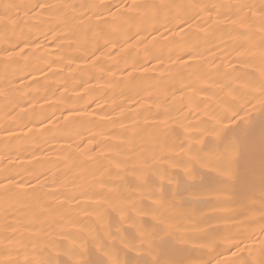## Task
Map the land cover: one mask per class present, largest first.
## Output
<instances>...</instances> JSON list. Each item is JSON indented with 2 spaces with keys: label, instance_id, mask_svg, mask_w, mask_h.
I'll list each match as a JSON object with an SVG mask.
<instances>
[{
  "label": "snow or ice",
  "instance_id": "1",
  "mask_svg": "<svg viewBox=\"0 0 264 264\" xmlns=\"http://www.w3.org/2000/svg\"><path fill=\"white\" fill-rule=\"evenodd\" d=\"M28 8L29 11H39L38 17L47 16L51 21L56 22V26L63 25L67 28V36L75 41L81 39V34L86 38L88 33L94 29H100L103 33V25L115 24L116 19L108 20L106 16L125 19L132 14L152 18L163 19L168 25L167 29L171 34L174 30L175 37L172 43L181 44L178 50L172 49L169 55H176L178 60L184 56L195 57L200 63H208L207 57L199 50V45L187 46L184 34L185 29L191 30L193 23L204 26L207 33L216 31L236 33L241 41L236 47H244V43L249 44V48L258 49L257 52L248 54L238 53V62L246 64L249 71H241L238 67H233L230 72L225 73L228 77L218 90H213L212 99L209 101V109L206 112L208 119L199 120L195 123L182 124L184 139H179L177 129H167L173 137L169 143L166 137L163 142L154 145L144 143L137 145L136 137L140 135V125L132 124L134 129L131 135L124 130L127 137L125 143L130 148L125 152L119 144L112 145L109 140L97 141V134L86 137L89 143H96L97 147L108 145L120 149L115 156L100 152L93 156V159L101 161L100 167L88 172L92 185L100 184V191L93 189L92 194L102 196L101 203L96 205H84L90 207L92 213L96 214V219L87 221L79 217L72 216L67 222L61 217L57 219L53 215L64 204L53 205L46 197L56 198L64 196L65 201L76 200V196H68V186L72 185L73 192L81 195L87 194L82 191L85 174L77 173L74 169L80 167L77 163L78 156H84L92 149L81 150L80 143L76 142L72 135L65 137L73 140L67 146L66 160L71 161L66 169L56 172L51 177V183L55 185L53 191L44 192L43 189L49 186V178L44 177L41 182L40 173L33 176L37 181V186L24 189L25 180L17 179L18 172L12 171L11 164H5L15 149L13 141L20 139L18 135L11 131L12 124L15 123L14 114L19 107L18 93L20 87L15 84L17 79H22L11 75L8 68L14 61L11 57L13 52L7 47L0 48V65L5 71L0 77V100L4 101L3 115L0 116V201L8 204L9 201L24 202V206L16 211L21 213L19 219L9 222L10 215L7 208L4 210V219L0 221V254L6 258L0 259V264H264V0H239L237 3H205L202 0H193L192 3H176L175 0H133V3L114 4L98 3L96 0H38L37 4L19 5L6 3L0 5V27L5 32L9 28L12 18V9ZM115 9V11H113ZM18 14V13H17ZM195 18V21H194ZM176 21V23H173ZM259 34V40L253 38ZM64 37L54 35V40H61ZM31 43H35L32 41ZM115 43L113 47L115 48ZM18 47V45H17ZM59 47H63L60 45ZM236 48L233 49L235 51ZM36 51H39L37 46ZM88 53L95 58V52ZM208 51V49H204ZM87 52V48H85ZM88 55L82 57L87 60ZM188 66L182 63L181 67ZM133 68L135 66L133 65ZM219 71V69H216ZM123 71L127 72L125 67ZM30 75V73H29ZM236 81L237 83H233ZM37 83V81H33ZM186 87L193 89L188 95V101L198 92H207L209 89L199 87L195 83H189ZM151 99V96L148 97ZM91 104H95L93 99ZM136 103H140L139 100ZM203 103L202 101L197 103ZM12 105L10 108L9 105ZM90 104L84 105L89 108ZM115 107H121L120 104ZM99 111H104L103 106H98ZM115 109L113 108L112 111ZM67 112L64 120L65 126L84 123L81 114L74 108H65ZM151 114V110L148 109ZM43 114L41 119L35 118L33 109V119L29 123L39 124L42 132H51L53 121L57 118L52 113ZM84 115H94L86 112ZM153 115L159 117L167 115L166 111H157ZM120 120L128 119V116L121 115ZM48 121L45 125L44 121ZM230 122V127L224 124ZM107 123H118L119 120L108 118ZM257 122L259 123V184L254 183L252 177L256 172V151L257 143L250 141L252 133L255 131ZM89 124L104 123V121H88ZM145 127L159 128L160 124L145 125ZM63 129H57L62 131ZM31 132V130H29ZM231 133V135H229ZM74 135H79L76 131ZM55 138V137H53ZM75 146V152L73 151ZM130 153V154H128ZM150 153V154H149ZM247 160V178L239 166L241 158ZM104 161L109 162V166L104 170ZM88 163V161H82ZM116 169H122L124 173H139L132 187L142 189L141 201L138 204L133 198L134 194H126L123 190L124 178L120 182L105 179V175H113L112 164ZM131 166V167H130ZM172 169H183V178L178 179L172 174ZM99 173V175H97ZM115 175L119 176L117 171ZM160 178L157 183L156 178ZM167 180L165 184L164 181ZM109 184H117L115 190L105 192L104 189ZM31 192L34 197H30ZM151 198V202L144 203L145 198ZM195 197L196 199H191ZM198 203L209 209V213L204 214L198 223L208 224L209 227L203 231H190L191 225L184 223L185 214L180 211L185 205ZM81 207L80 203L76 204ZM31 220L23 222L28 214ZM89 213V217L91 214ZM218 213V214H217ZM50 216V220L41 221V217ZM151 215L150 226H143L145 217ZM119 217V219H117ZM216 220L223 222V228L212 227L209 223ZM130 222L129 228H123V223ZM65 223L69 225L65 229ZM41 226L34 235L28 237L33 242L32 251L35 258L19 259L22 250L27 251L24 245V236L17 237L18 228H36ZM44 224H47L45 229ZM115 227V232L112 229ZM135 229L139 235L132 231ZM123 233H126L123 234ZM60 236L63 239L57 240ZM111 238V242L110 239ZM253 241L251 244H244V241ZM117 241L123 246H117ZM138 241V242H137ZM190 241H201L202 248L214 249L218 242L228 245L225 251L232 252L233 259L228 261L216 260L212 251L207 253V259L192 261L187 258L192 251L188 247ZM244 245L241 247V245ZM235 248L236 251H232ZM125 251V258H121L120 251ZM248 252V258H241V254ZM15 252L16 258L12 257ZM134 253V254H131ZM131 254V255H130Z\"/></svg>",
  "mask_w": 264,
  "mask_h": 264
},
{
  "label": "bare ground",
  "instance_id": "2",
  "mask_svg": "<svg viewBox=\"0 0 264 264\" xmlns=\"http://www.w3.org/2000/svg\"><path fill=\"white\" fill-rule=\"evenodd\" d=\"M79 2V0H77ZM98 3L114 4L119 6L127 2L133 3V0H96ZM160 2V0H156ZM176 3H192L193 0H175ZM205 3H237L239 0H202ZM258 2V0H257ZM6 3H15L19 5L37 4L38 0H0V5ZM39 11H29L28 8L12 9L13 15L9 23L7 32L0 27V48L7 47L14 55L8 68L11 75L21 77L17 79L15 84L20 87L18 93L19 107L16 108L14 118L15 123L12 124L11 131L18 135L20 139L13 141L12 156L5 161V164H11L14 167L12 171L18 172L17 179L25 180L24 191L29 188L36 187L37 181L32 179L40 173L41 182L44 177L49 178V186L44 188V192L53 191L55 185L51 183V177L58 171H63L68 167L71 161L66 160L67 146L73 143V140H68L65 137L72 135L76 142L83 139V143L79 144L81 150L92 149L84 156L77 157V163L80 167L74 169L77 173L85 174V180L82 191L87 194L81 195L79 192L72 191V185L68 186V196L75 195L76 200L65 201L64 196L56 198L46 197L53 205L63 203L64 207L59 208L53 215L57 219L61 217L67 222L72 216L79 217L83 221L96 219V214L92 213L90 207L84 205H96L102 202L103 197L93 195V189L100 191L101 185H92L88 172L100 167L101 161L93 159V156L104 152L107 154L116 155L120 149L109 147L108 145L96 146V143H89L86 138L94 134L97 135V141L109 140L112 145L119 144L122 149L127 152L130 145L125 143L127 134L131 135L134 131L130 126L138 123L141 127L136 129L140 131V135L136 137L137 145L144 143L154 145L163 142L166 137L169 138V143L173 137L170 133H166L167 129H177L179 143L184 139V129L182 124L195 123L199 120L208 119L206 112L209 109V101L212 99L213 90H218L219 86L228 80L225 73L231 71L233 67H238L241 71H249L246 64L238 62V53L248 54L255 53L258 49L249 48L248 43H244V47H236L240 43L241 38L236 33H227L216 31L215 33H207L204 31L202 24L193 23L191 30L185 29L184 40L187 41V46L199 45V50L207 57L208 63H200L195 57L184 56L182 61L177 59L176 55H169L170 50H178L180 47H185V44L172 43L173 39L181 40L180 37H175L174 30L171 34L167 30L169 25L163 20L152 18H144L143 16L132 14L130 18L119 19L106 16L101 13L102 17L108 20L116 19L115 24L103 25V33L100 29H94L88 33L85 38L81 34V39L77 42L67 36V28L63 25L57 27L55 21H51L47 16L38 17L36 13ZM115 11V9H113ZM18 13V14H17ZM195 21V18H194ZM176 23V21H173ZM54 35L64 37L61 40H54ZM254 40H259L257 34ZM35 41V43H31ZM115 43V48L113 47ZM18 45V47H17ZM63 45V47H59ZM39 46V51H36ZM87 48V52H85ZM236 48L235 51L233 49ZM98 49L95 52V58L88 53ZM208 49V51H204ZM88 55V59H82ZM182 63L188 66L181 67ZM133 65L135 68H133ZM127 67L128 71L123 69ZM216 69H219L217 71ZM4 67L0 65V77L4 74ZM30 73V75H29ZM37 81V83H33ZM237 83L236 81H232ZM189 83H195L199 87L207 88V92H198L191 102L188 101V95L193 89L186 87ZM151 96V99L148 97ZM95 99L96 103L90 102ZM139 100L140 103H136ZM202 101L203 103H197ZM90 104L89 108H84V105ZM120 104L121 107H115ZM4 101L0 100V109H3ZM98 106H103L104 111H99ZM11 108L12 105L10 104ZM65 108H74L81 114V119L84 123L68 125L64 120L67 112L62 111ZM115 109L112 111V109ZM33 109L35 110V118L41 119L43 114H49L48 118L52 119V113H55L56 120L53 121L51 132L40 134L42 130L39 124L29 123L33 119ZM148 109L151 110V114ZM157 111H166L167 115L155 116ZM86 112L94 113V115H84ZM3 112L0 111V116ZM121 115L128 116V119L120 120ZM112 118L119 120L118 123H107V119ZM88 121H104V123L89 124ZM48 125V121H44ZM160 124L159 128L145 127V125ZM226 126H231L229 121H224ZM57 129H63L57 131ZM31 130V132L29 131ZM78 131L79 135H74ZM231 135V133L229 134ZM55 137V138H53ZM255 140L257 143L256 151V172L252 177L254 183L259 184V123L257 122L255 131L250 137V141ZM3 146L0 145V148ZM75 152V146H73ZM4 153H0L2 155ZM130 154V153H128ZM150 154V153H149ZM88 161V163H82ZM104 170L109 166L108 161H104ZM239 166L247 178L248 163L243 157L239 161ZM2 167V166H0ZM131 167V166H130ZM113 175H105V179L115 180L117 182L124 178L123 190L126 194H134L133 198L139 204L141 201L142 189L132 187L139 173L131 172L124 173L122 169H116L115 164H112ZM119 171L120 175L115 173ZM172 174L178 179L183 178V169H172ZM99 175V173H97ZM157 183L160 178H156ZM167 183V180L164 181ZM117 184H109L104 191L115 190ZM30 197L35 194L29 192ZM196 199L195 197H190ZM151 202V198H145L144 203ZM80 203L81 207L77 208L76 204ZM24 206V202L9 201L5 204L0 201V221L4 217V210L7 208L10 215L7 217L9 222H13L21 217V213L17 212ZM185 214L184 223L190 224V231H203L209 225L198 223L200 217L209 213L207 207H203L198 203L185 205L180 209ZM89 213L91 217H89ZM218 214V213H217ZM50 216L41 217V221L50 220ZM119 219V217H117ZM31 220L30 213L23 222ZM146 223L143 226L148 227L153 222L151 215L145 217ZM212 227L223 228V222L211 220L209 222ZM37 224L36 228L24 229L18 228L17 237L21 234L24 236V245L27 251L22 250L19 255L21 261L25 259L35 258V253L32 251L33 242L28 237L34 235L40 227ZM47 229V224H44ZM69 225L65 223V229ZM123 228H129L130 222L125 221ZM115 232V227L112 229ZM134 234L139 235L135 229ZM126 235V233H123ZM259 235H264L261 233ZM57 240H62L60 236L55 237ZM110 242H111V238ZM138 242V241H137ZM117 246H123L119 241ZM201 241H190L188 247L192 251L187 255V258L192 261H200L207 259V253L212 251L216 260L228 261L233 259L232 252L225 251L228 245L224 242H218L214 249L202 248ZM253 241L246 240L244 244H251ZM244 245L242 244L241 247ZM2 248V244H0ZM125 251H120L121 258H125ZM232 251H236L235 248ZM134 254V253H131ZM130 254V255H131ZM12 257L16 258L15 252ZM6 258L0 254V259ZM241 258H248V252L241 254Z\"/></svg>",
  "mask_w": 264,
  "mask_h": 264
}]
</instances>
